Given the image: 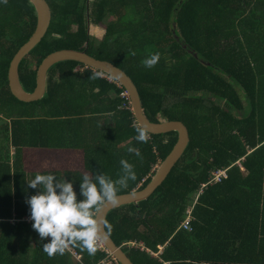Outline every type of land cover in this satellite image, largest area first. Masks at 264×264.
Listing matches in <instances>:
<instances>
[{"label":"trees","instance_id":"obj_1","mask_svg":"<svg viewBox=\"0 0 264 264\" xmlns=\"http://www.w3.org/2000/svg\"><path fill=\"white\" fill-rule=\"evenodd\" d=\"M45 1L48 33L18 68L25 92L35 90L49 54L83 51L130 76L151 123L180 121L188 131L189 145L163 186L108 213L105 231L114 244L128 246L134 264H264V0ZM110 16L116 19L102 39L91 34V25ZM36 26L29 1L0 0V264H101L104 252L96 246L89 255L75 241L63 254L43 251L50 237L41 238L29 218L26 201L38 189L27 185L36 173L24 163L25 150H83L85 173H38L72 182L82 199V176L116 180L121 159L136 179L117 185V195L146 189L177 135L146 133L147 142H138L131 104L121 96L127 90L74 61L48 70L44 98L17 100L8 69ZM157 53V63L145 67ZM220 170L227 179L212 184ZM188 214L190 231L181 227ZM231 225L250 231L237 235Z\"/></svg>","mask_w":264,"mask_h":264},{"label":"clouds","instance_id":"obj_2","mask_svg":"<svg viewBox=\"0 0 264 264\" xmlns=\"http://www.w3.org/2000/svg\"><path fill=\"white\" fill-rule=\"evenodd\" d=\"M158 58V53L153 54L146 58L143 64L145 67H152L157 63ZM136 131L138 134L135 139L146 143L145 130L138 128ZM128 152L142 158L137 148L129 147ZM120 165L122 175L116 180L102 173L95 174L94 178L92 175L84 174L79 182V195L82 199L77 198L72 182L61 181L51 173L36 174L27 184L31 189H38L26 203L29 207V218L32 221L33 230L41 238L50 237L49 242L43 244L45 253L49 256L63 254L68 242L75 241L79 242L82 249L89 255L95 254L99 239L97 210L105 203L116 205L118 203L117 185L127 187L129 180L136 179L132 164L121 159Z\"/></svg>","mask_w":264,"mask_h":264},{"label":"water","instance_id":"obj_3","mask_svg":"<svg viewBox=\"0 0 264 264\" xmlns=\"http://www.w3.org/2000/svg\"><path fill=\"white\" fill-rule=\"evenodd\" d=\"M34 6L37 14L36 31L32 37L23 44L10 62L7 79L8 87L11 94L23 103H33L41 100L47 95V72L53 66L66 62L74 61L85 65L95 71H100L105 75L110 76L116 82L124 87L129 95L132 105V110L139 128L145 130L148 135L162 136L171 133H176V145L161 164L151 183L146 189L133 191L126 194H119L118 203L112 205L111 203L103 204L96 213V219L99 223L98 238L103 242L107 251L118 261L119 264H134L125 250L128 246L121 248L117 247L112 239L105 231L106 218L110 211L135 203H140L149 199L163 184L167 181L170 174L174 170L176 164L179 162L189 145V136L186 127L180 121H165V123L154 124L146 117L141 104V98L137 86L130 78V76L122 71L120 68L114 66L109 61L98 60L86 52L76 50H61L49 54L41 63L37 71L36 88L32 93H27L23 90L19 82L18 68L21 61L29 55L36 46L45 38L48 33L51 21L50 6L45 0H27Z\"/></svg>","mask_w":264,"mask_h":264},{"label":"rangeland","instance_id":"obj_4","mask_svg":"<svg viewBox=\"0 0 264 264\" xmlns=\"http://www.w3.org/2000/svg\"><path fill=\"white\" fill-rule=\"evenodd\" d=\"M114 17L115 16H110L106 18V20L99 25H91L90 28L91 34L95 35L98 39H102L106 32V26H107L106 24L112 21L111 19L113 20L116 19ZM3 137L4 134L3 136H0V148L2 146H6ZM98 141H101V138H99ZM25 151H26L25 152L26 157L24 159V163L26 164L27 169H29V172L38 174L44 171H51V172L59 171L65 174L71 171H79L85 173V159L83 156L84 154L83 150L82 151L71 150L66 152L60 151L56 153L53 152L50 153V151L46 152L39 150H25Z\"/></svg>","mask_w":264,"mask_h":264},{"label":"built area","instance_id":"obj_5","mask_svg":"<svg viewBox=\"0 0 264 264\" xmlns=\"http://www.w3.org/2000/svg\"><path fill=\"white\" fill-rule=\"evenodd\" d=\"M122 98H125L127 101H129L131 104L130 100V95L127 92H124L121 94ZM132 107V105H131ZM228 177V170H220L212 173L211 176V183L212 184H221L224 180H226ZM191 221L190 214L187 215V218L185 219L184 223L181 225L183 230L190 231V226L189 223ZM97 247L100 251L104 252L105 258L101 262V264H118L115 258L107 251V249L104 247V244L100 241V239L97 240Z\"/></svg>","mask_w":264,"mask_h":264},{"label":"crops","instance_id":"obj_6","mask_svg":"<svg viewBox=\"0 0 264 264\" xmlns=\"http://www.w3.org/2000/svg\"><path fill=\"white\" fill-rule=\"evenodd\" d=\"M39 151H50V153L51 152H53V153H56V152H60V151H67V150H56V149H52V150H39ZM68 151H71V150H68ZM73 151H77V150H73ZM79 151V150H78ZM84 156V155H83ZM72 172V171H71ZM31 221V220H30ZM31 223H32V221H31ZM259 228L261 229V231H263V228H264V225H259ZM228 231H230V232H233L234 234H237V235H242V236H244V235H247L248 234V232L250 231V225H242V226H240L239 228H235V227H233L232 225H231V227L228 229ZM249 236H247V237H245V239L244 240H246L247 238H248ZM238 243V242H237Z\"/></svg>","mask_w":264,"mask_h":264}]
</instances>
